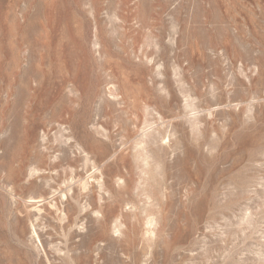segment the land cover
I'll return each instance as SVG.
<instances>
[{
    "label": "rangeland",
    "instance_id": "obj_1",
    "mask_svg": "<svg viewBox=\"0 0 264 264\" xmlns=\"http://www.w3.org/2000/svg\"><path fill=\"white\" fill-rule=\"evenodd\" d=\"M0 264H264V0H0Z\"/></svg>",
    "mask_w": 264,
    "mask_h": 264
},
{
    "label": "bare ground",
    "instance_id": "obj_2",
    "mask_svg": "<svg viewBox=\"0 0 264 264\" xmlns=\"http://www.w3.org/2000/svg\"><path fill=\"white\" fill-rule=\"evenodd\" d=\"M50 8V9H49ZM48 9L45 10V14L44 16H46L45 18V21L46 24L44 26H47L50 28V30H52L54 28V25L56 24L57 22V18L56 16L54 15L55 11L57 10L58 8V5L56 4H53V5H50ZM42 26V27H44ZM46 28V27H45ZM49 41V40H48ZM47 41V42H48ZM44 44V43H43ZM49 44H50V41H49ZM48 44V45H49ZM47 45V44H46Z\"/></svg>",
    "mask_w": 264,
    "mask_h": 264
}]
</instances>
